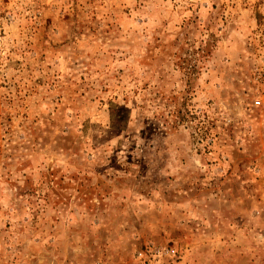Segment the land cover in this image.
<instances>
[{
  "label": "rangeland",
  "instance_id": "1",
  "mask_svg": "<svg viewBox=\"0 0 264 264\" xmlns=\"http://www.w3.org/2000/svg\"><path fill=\"white\" fill-rule=\"evenodd\" d=\"M0 264H264V0H0Z\"/></svg>",
  "mask_w": 264,
  "mask_h": 264
},
{
  "label": "built area",
  "instance_id": "2",
  "mask_svg": "<svg viewBox=\"0 0 264 264\" xmlns=\"http://www.w3.org/2000/svg\"><path fill=\"white\" fill-rule=\"evenodd\" d=\"M259 103L257 102V105H258Z\"/></svg>",
  "mask_w": 264,
  "mask_h": 264
}]
</instances>
